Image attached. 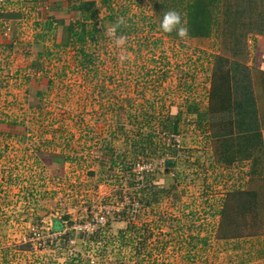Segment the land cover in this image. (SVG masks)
Here are the masks:
<instances>
[{"label":"rangeland","instance_id":"374dc122","mask_svg":"<svg viewBox=\"0 0 264 264\" xmlns=\"http://www.w3.org/2000/svg\"><path fill=\"white\" fill-rule=\"evenodd\" d=\"M74 1L0 0V12L23 13L10 47V20L0 18V122L24 129L0 134V264H264L263 236L218 238L220 202L242 190L258 194L262 223L249 226L264 232V174L238 137L252 124L264 127L263 76L251 80L254 118L239 116L231 104L212 115L217 59L164 32L152 0H109L112 11L95 0L99 18L113 15L123 31L61 46L62 27L49 28L48 10ZM224 34L222 44L230 36ZM80 48L93 57L88 68L80 64ZM30 82L46 87L38 104ZM193 98L207 104L203 131L184 114L178 135L159 132L152 150L141 154L138 146L137 156L127 155L133 168L108 170L106 148L114 147L116 157L126 150L124 137L130 142L141 124L134 117L149 106L161 119L184 111ZM154 127L143 125L138 137L158 132Z\"/></svg>","mask_w":264,"mask_h":264},{"label":"trees","instance_id":"16d2710c","mask_svg":"<svg viewBox=\"0 0 264 264\" xmlns=\"http://www.w3.org/2000/svg\"><path fill=\"white\" fill-rule=\"evenodd\" d=\"M30 1L38 2V0ZM40 1L45 2L47 0ZM152 3L155 13L160 14V23L165 12L169 10H176L179 12L181 14L182 22L185 19V27L188 30V34L191 36H207L212 30L219 29V31H221L222 28L226 35L231 36L232 34H236L240 38L246 36L247 34H264V0H152ZM99 5L109 7L110 2L109 0H100ZM49 8V10L47 9L49 15L47 16L46 21L48 22L49 28L54 25L62 27V37L60 39L61 46H68L73 38H76L78 43H84L85 38L93 39L94 36L100 39L104 31L107 29L113 32V36H118L123 31L124 24L122 22L117 23V21L113 18V15H107L101 19L99 18L100 8L97 6V2L95 0H75L73 4L68 2L66 8H63V6H60L59 4L55 5V7L50 6ZM1 9L2 6L0 2V11ZM109 10L112 11L110 7ZM127 10L128 9H126V12ZM122 14L124 15L125 12H122ZM2 17L4 20H10L11 25H13V29H15L16 18H23V13L11 11L4 14L0 12V18ZM65 18H75V20L73 22L69 21L66 23V21H64ZM88 19L91 21L89 30L87 29L88 23H86L89 21ZM147 19L150 21V18L147 17ZM142 20L145 21L144 18H142ZM132 21V19L127 20L129 24ZM154 24L155 23H152V25L150 24V27H153ZM13 29L10 33V43L7 45L9 47L11 46V42H13L12 40L14 39V35L16 34ZM78 30H80V32H78ZM166 33L168 35H177L175 30ZM220 33L221 35L224 34L222 32ZM241 43L242 42L240 40L235 42L237 48L240 47ZM223 44L226 45V42L224 41ZM34 45L37 49L38 56H43L42 54H44V52L38 51V43L35 42ZM242 48L243 44L241 45L240 50H242ZM79 55L81 56L80 64L82 65V68H88L93 64L92 55L86 54L83 48H80ZM215 64V69L211 75L212 84L210 102L217 104V108L220 107L223 111H226L228 109V105L231 104V108L235 109L239 116H246L250 112L254 118L256 101L254 99L253 85L251 83L252 79L248 74H244L242 72L244 71V68H240L239 63L235 60L230 61L229 59L219 57L217 58V63ZM46 85L48 88V82ZM44 89H46V87L43 85H36L33 82L28 84L27 91L33 96V104H38L40 102ZM238 91L241 94L242 100H236ZM232 97L234 98L232 99ZM241 101H243V103H241ZM150 110H153V108ZM150 110L148 106L147 112H141L133 119L136 121L141 120L139 121L141 124L146 125L147 128L151 129L154 127L153 123H157L154 128H157L158 132L154 130L153 133H146L145 137L141 139L138 136L143 133V125L141 126L140 124L137 127L138 129L136 128L138 132L135 133L136 135L134 134L133 139L131 138L132 140L129 142V136L125 134L126 136L124 137V134L121 132L123 128L122 126H119V128H117L120 134L119 138L123 139L124 137L126 150H123L116 157L114 147H111L109 144V147L106 148L107 151L104 154L105 156H110L108 170L117 169V171H119V169H121L120 171H125L128 170V168H131L134 165V162H132L129 166V163L127 162V155L134 154L137 156L139 152L138 146L141 147V154H143L142 152L144 151L152 150V147H155L153 140L160 137L159 132L163 135H178V133H180L181 125L184 123L182 119L184 114H195L197 116L196 122L198 128H202V131L204 130V125L207 123L205 115L199 113L195 106L186 109L185 112L179 110L175 115L168 114L161 119L155 117ZM252 121L256 122V120ZM12 132L14 135H17L18 133L23 134L24 129L22 123L13 122L9 124L0 122L1 135L10 137ZM259 135L260 131L256 129L254 124H252V126L247 127L244 133L240 134L238 137L245 141V147H247L246 150L249 152L251 151L250 154L255 155V159H253V166L257 164L260 175L264 174V160L262 142ZM217 138L228 139L230 138V135ZM250 154L248 156H250ZM117 158L119 161H117ZM47 162L49 163L51 161ZM231 162L232 159L227 160V163ZM49 164L50 165L48 166L51 168L54 167L53 163ZM104 166H106V164L103 159L101 168ZM257 196L258 194L254 190L235 191L229 194L226 197V200L224 199L220 202L223 209L220 211V232L222 234L218 237L219 239L236 242L237 240L239 241L244 238H259L261 236L264 238V232L261 229L258 228V230H254L255 228L252 229V227L249 226H252V224L257 223L258 221L262 223V218L260 219L259 216L260 214L256 212L258 211V205L260 203ZM54 223L57 228H60V223L58 221H54ZM131 226H133V224ZM134 228L137 229L136 227ZM102 232L105 231H101V233ZM98 234L100 235V233ZM121 235L123 234L121 233ZM65 241L68 242V238ZM235 248H239V246L235 245ZM259 252L261 255H264L263 251ZM243 261L241 260L242 263H240L245 264Z\"/></svg>","mask_w":264,"mask_h":264},{"label":"crops","instance_id":"0c3cea01","mask_svg":"<svg viewBox=\"0 0 264 264\" xmlns=\"http://www.w3.org/2000/svg\"><path fill=\"white\" fill-rule=\"evenodd\" d=\"M63 8H66V7H63ZM9 24H10L9 26V34H10L13 29V25H11V22ZM15 25H16V28L13 30L16 33L17 32V22L15 23ZM182 25L185 26V19L182 22ZM218 30L219 29L212 30L210 34H208L207 36H203V37L202 36H191L188 33H187V36L183 38L179 37L176 34L175 35L169 34V36L172 38H179V40L181 41L182 40L185 41L189 46L191 45L193 49L194 48L196 49L198 46V48L200 49V52H203V54L206 53L207 57L209 58L213 57L217 59L219 57H222L224 59H229L230 61L231 60L237 61L240 65V68H244V71L242 72L244 74L245 73L248 74L251 79H253L256 75H259L261 77L263 76L264 78V34H261V35L247 34L246 36L242 38H240L236 34H232L227 39H224V41L226 42V45H223L221 43L223 41L222 35H220V37L217 36ZM6 37H5L6 41L7 40L9 41L10 36L7 35ZM239 40L242 42L241 45L243 44L242 50H240L241 45L240 47L237 48L235 44V42ZM220 49H221V52H219ZM188 103L190 105H188L186 109L192 108L193 106H195L199 113H202L203 115H205V117L208 116V108L204 100L193 98L192 101L190 102L188 101ZM185 110L184 111L182 110V112H185ZM221 112L224 113L225 111H223L219 107L218 110H214V113L212 111V115L216 113L221 114ZM170 115H175V114L171 113ZM187 115L189 117L194 116L197 119V116L195 114L190 113ZM259 131H260V135H259L260 140L262 142V153H263V160H264V127L261 128V130ZM216 205L220 206V203L217 201Z\"/></svg>","mask_w":264,"mask_h":264},{"label":"clouds","instance_id":"9594fccd","mask_svg":"<svg viewBox=\"0 0 264 264\" xmlns=\"http://www.w3.org/2000/svg\"><path fill=\"white\" fill-rule=\"evenodd\" d=\"M160 27L164 32H172L175 30L177 35L181 38L186 37L188 33L187 28L182 25L181 14L176 10H169L164 13ZM122 42L123 38L117 40V44Z\"/></svg>","mask_w":264,"mask_h":264},{"label":"built area","instance_id":"2783aa9c","mask_svg":"<svg viewBox=\"0 0 264 264\" xmlns=\"http://www.w3.org/2000/svg\"><path fill=\"white\" fill-rule=\"evenodd\" d=\"M139 167V165L137 164V168ZM135 204H136V202L134 201V202H132L131 203V205L132 206H135ZM135 209H138V207H137V204H136V208ZM134 212H136L137 213V210L136 211H134ZM135 214V213H134ZM100 220H102V217H100Z\"/></svg>","mask_w":264,"mask_h":264}]
</instances>
